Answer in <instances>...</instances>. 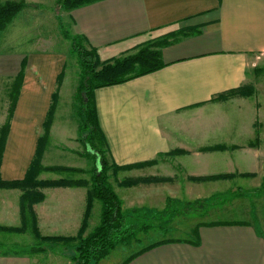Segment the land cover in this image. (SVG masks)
Segmentation results:
<instances>
[{
  "label": "crops",
  "instance_id": "obj_1",
  "mask_svg": "<svg viewBox=\"0 0 264 264\" xmlns=\"http://www.w3.org/2000/svg\"><path fill=\"white\" fill-rule=\"evenodd\" d=\"M68 19L72 34L85 38L88 48L97 50L101 58L122 53L142 37L167 27L196 31L162 50L160 70L96 89L99 125L117 166L142 164L174 152L181 175L172 167L173 174L160 173V161L144 169H129L131 176L126 178L170 177L175 182L173 199L182 206L227 191L238 194L243 187L247 190L246 196L237 195L225 206L226 213L235 206L243 219H231L237 213H229L222 221L195 227L196 243L194 238L179 237L120 264H264V192L259 191L264 177V86L251 77L264 62V0H102L71 11ZM64 60L61 54L37 50L26 55L0 54L3 91H9V81L23 71L24 62L1 161L3 180L24 177L43 134ZM241 88L243 93L227 95ZM217 146L225 149L209 150ZM237 156L249 163V171L237 167L239 161L233 163ZM230 164L237 169H220ZM192 169L199 171H188ZM143 172L148 175H140ZM247 173L254 176L189 180ZM134 188H128L127 194H134ZM122 194L117 193L126 211L154 213L166 206L165 200L153 202L149 195L135 202L125 201ZM44 195V201L34 206L40 233L75 236L86 210L85 188H49ZM20 196V190H0V208L18 216ZM7 224H20V216L16 223ZM0 264L39 262L27 254L0 251Z\"/></svg>",
  "mask_w": 264,
  "mask_h": 264
},
{
  "label": "trees",
  "instance_id": "obj_2",
  "mask_svg": "<svg viewBox=\"0 0 264 264\" xmlns=\"http://www.w3.org/2000/svg\"><path fill=\"white\" fill-rule=\"evenodd\" d=\"M102 0H55V7L58 10L70 13L71 11ZM27 5L20 0H6L0 3V36L9 24L15 19L17 14L22 11ZM196 31L189 29L178 30L171 33V36L160 38L153 43H146L140 46L134 53L122 58H111L102 60L99 58L97 50L88 48L89 44L85 38L75 36L79 40L82 48L74 45L76 48L81 72L79 74V83L77 85V95L79 97L80 107L77 111L78 134L79 141L85 148V156L92 159L93 166L90 170L85 171L79 168L51 166L45 167L42 165V157L45 152V141L48 135V130L51 125L53 116L55 115L56 103L58 101L57 91L53 94L49 110L44 122V131L39 138L35 155L31 160L26 173L22 179L7 181L3 180L0 173V190H20V215L21 226L1 227L0 232H19L31 230L33 236L40 241L60 242L66 246H75L77 256L73 261L77 264H99L103 259H106L113 251L120 246H131L140 243L137 238L138 230L149 228L147 224L142 223V218L148 211H140V209L126 211L122 206V201L114 190L113 185L109 181V172L116 176L119 171H127L129 169H144L154 166L157 160H152L142 164H134L131 166H117L110 156L109 147L104 133L102 132L97 116V109L94 101V91L98 88L108 87L113 85L123 84L130 80L151 74L164 67L162 62V50L177 42L179 39L185 38L194 34ZM84 43V44H82ZM24 75L23 71L15 78L12 88L9 92L10 104L8 109V122L0 128V167L5 150L6 140L9 134L10 121L12 119L16 102L19 95L21 82ZM63 72L59 76V81L63 78ZM252 88V87H251ZM249 88V91L252 89ZM235 90L227 95L243 93L244 90ZM248 93V91H247ZM224 98L227 96H219ZM223 150L225 146H217L209 148V150ZM162 154L161 156H169ZM42 173H71L87 174V178L68 179L61 177L58 179H42ZM236 176L253 177V174H238V175H215L208 177H190L189 180L194 182L209 181V180H228ZM168 180L165 177H141V178H126L119 186L133 187L140 184H158ZM60 187H83L86 190V210L81 227L75 236L60 237V236H43L40 234L37 219L33 213L32 207L41 203L44 200L42 194L43 189L60 188ZM259 191L264 192V177L262 178ZM95 201L101 203L100 221L99 224L87 233L88 221L92 213ZM170 202V200H169ZM169 202L167 204H169ZM205 200L202 202L204 203ZM201 203V204H202ZM193 204H196L195 202ZM168 205L163 210L151 213V220L157 224L152 227H160L159 220H162L163 213L170 211ZM173 212V211H172ZM150 213V212H148ZM147 213V214H148ZM175 214V213H174ZM163 222V221H162ZM209 223V222H207ZM221 223V222H217ZM201 224H206L205 221H198L195 227ZM198 229V228H197ZM192 232V231H191ZM190 239V238H186ZM193 239V238H192ZM192 243L197 242V235ZM180 239L165 237L158 241L152 242L137 252L130 255L127 261L132 260L137 255L148 251L162 243L179 241ZM190 242V241H189ZM34 248V247H33ZM40 250V248H38ZM13 254V253H10Z\"/></svg>",
  "mask_w": 264,
  "mask_h": 264
},
{
  "label": "rangeland",
  "instance_id": "obj_3",
  "mask_svg": "<svg viewBox=\"0 0 264 264\" xmlns=\"http://www.w3.org/2000/svg\"><path fill=\"white\" fill-rule=\"evenodd\" d=\"M22 1H24L27 6L17 14L12 23L0 36V54L4 55L7 52H10L11 54H13L14 52H21L23 53V55H26L37 50L41 54H61L65 57V67L63 69L62 75L63 78L58 82L56 87L58 101L56 103L55 115L52 118L51 125L48 130L49 133L46 136V141L44 144L46 149L42 157V165L45 167H72L88 171L92 168L93 163L90 157L87 158L85 156V148L79 141L77 111L79 110L80 102L77 95V85L79 83V74L81 72V68L79 66L80 63L76 48L73 47L74 45H77L79 48H82L83 46L81 45L79 40H76L74 38V35L72 34L68 19V13L56 9L54 5L55 0ZM176 31L178 30H176L175 27H167L165 29L153 31L148 35L142 37L138 41V43L123 49L124 51L122 53H117L114 56H110L107 58H101L99 56V58H101L102 60L122 58L134 53L140 46H144L146 43L156 42V40H159L163 37L169 38L171 36V33H174ZM260 68L262 70H255L254 74L251 75V77L255 78L257 83L264 86V62H261L259 69ZM14 81L15 78H12L11 81H9L8 92H6L5 90L3 91V89L0 88V128L2 125H5L8 122L9 108H7V105L9 107L11 99L9 97V92L12 91L11 88ZM8 98H10L8 101L9 103H6L5 105L4 101ZM240 156L234 157L233 163H237L239 161L240 164L237 167H240V169H242L243 171H249V169H251V166ZM156 160L157 163L162 161L165 168H168L167 170H163V165H161L160 173L168 172L170 174H173L169 169L172 167L174 171H176V175H181V171L178 170V165H176L177 162L173 159L172 155L159 156V158H157ZM233 166L234 165L230 164L220 169H229V171L237 169ZM188 171L198 172L199 170L192 169ZM130 174L126 171H119L116 176H114L113 174H111V172H109V181L113 185L116 193H118L119 195L123 193L122 197L125 201L130 198L134 199L135 202H139L142 198L146 199L147 195H149V199L153 202H163L165 200L166 205H168L170 211L166 212V214L163 213V219L159 220L160 227H152L151 225L157 224L156 222L158 221H152L150 219L151 213H145V217L140 221H142V223L144 224H147L149 228H145L144 230L140 229L137 231V238L140 240V243L136 245L133 244L131 246L129 245L126 247H118L99 264H120L130 255L137 252L144 246L165 237H181V239L195 238L197 234L196 232L194 233V231L191 232V229L195 225L194 223L198 221H205V223L215 220L222 221L223 218L227 217V215L232 212H235L237 214H234L232 217H230L231 219H243L241 216H239V213L235 206L230 207L231 211L228 213L225 212V206L227 202L229 203L233 199H236L237 195L246 196L247 190H245V187H243V189H240V191H238V194L227 191L222 194H217L210 199L209 197L206 199H197L194 201L196 204H193V202V205L189 204L182 206L179 204V202H177V200L173 199L174 193L176 192L174 191L173 187L175 182L173 181V179L171 180L170 177H166L170 180H165V182L158 184H150L149 187L146 186L148 184L135 185V188L133 189L134 194H127L128 192H130V189L128 188L131 187H120L119 184L124 179H126V177L131 176ZM140 175L146 176L148 175V172H143ZM40 177H44V179H58L61 177H65L68 179H78L84 177L87 178L88 175H73L71 173H42ZM201 182L202 181L194 183ZM159 185L160 187L158 189H155ZM233 185L237 186L239 184L237 182H234ZM45 190L46 189L42 190L43 195ZM164 197H166V199H164ZM204 200L205 202L202 203ZM168 202L169 204H167ZM34 206L32 207V210L36 216V219L38 220V213L35 211ZM140 211L144 212L146 210L140 209ZM100 212L101 203L99 201H95L92 213L88 221L87 233L99 224ZM156 212L157 211H155V213ZM19 216L20 224H7L4 226L5 222L16 223L19 219ZM228 216H231V214H229ZM0 223H3L0 224L2 225L1 227H20V212L17 216L9 208H0ZM80 227L81 224L79 228ZM78 231L79 229L77 230V233ZM38 248H40V250H38ZM0 251L7 254H27V256L33 257L35 261H38L39 264H77V261H73V258L77 256L75 246H66L60 242H53L49 240L40 241L33 236L31 230L25 231L24 233L1 231Z\"/></svg>",
  "mask_w": 264,
  "mask_h": 264
}]
</instances>
